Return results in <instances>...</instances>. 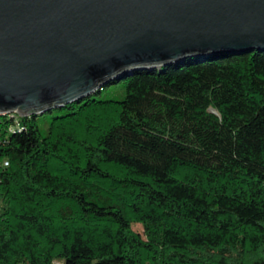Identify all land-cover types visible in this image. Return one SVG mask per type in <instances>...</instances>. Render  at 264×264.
I'll use <instances>...</instances> for the list:
<instances>
[{"label":"trees","instance_id":"trees-1","mask_svg":"<svg viewBox=\"0 0 264 264\" xmlns=\"http://www.w3.org/2000/svg\"><path fill=\"white\" fill-rule=\"evenodd\" d=\"M59 110L44 130L0 116V264H264V53L139 70Z\"/></svg>","mask_w":264,"mask_h":264},{"label":"water","instance_id":"water-1","mask_svg":"<svg viewBox=\"0 0 264 264\" xmlns=\"http://www.w3.org/2000/svg\"><path fill=\"white\" fill-rule=\"evenodd\" d=\"M255 51L264 0H0V116H38L188 57Z\"/></svg>","mask_w":264,"mask_h":264},{"label":"rangeland","instance_id":"rangeland-1","mask_svg":"<svg viewBox=\"0 0 264 264\" xmlns=\"http://www.w3.org/2000/svg\"><path fill=\"white\" fill-rule=\"evenodd\" d=\"M123 94V89H122V82L112 84L109 87H107L103 92H102V98L103 99H111V100H119L121 99ZM60 114L59 108L52 109L51 111H48L44 114L38 115L37 116V123L39 127L44 130L46 129L48 122L50 121V118L52 116H56ZM132 229L140 234L143 232V228L140 224H133Z\"/></svg>","mask_w":264,"mask_h":264},{"label":"built area","instance_id":"built-area-1","mask_svg":"<svg viewBox=\"0 0 264 264\" xmlns=\"http://www.w3.org/2000/svg\"><path fill=\"white\" fill-rule=\"evenodd\" d=\"M11 119H14V126H10L9 128H14L18 126H23L21 122H19V116L16 113H9ZM8 167V161L6 159H0V170ZM53 264H62L61 262L55 261Z\"/></svg>","mask_w":264,"mask_h":264},{"label":"bare ground","instance_id":"bare-ground-1","mask_svg":"<svg viewBox=\"0 0 264 264\" xmlns=\"http://www.w3.org/2000/svg\"><path fill=\"white\" fill-rule=\"evenodd\" d=\"M6 115H9V113H8V114H6ZM3 116H5V115H3Z\"/></svg>","mask_w":264,"mask_h":264}]
</instances>
